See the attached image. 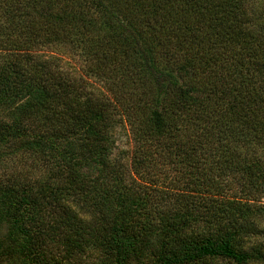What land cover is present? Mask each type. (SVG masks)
Wrapping results in <instances>:
<instances>
[{
    "label": "trees",
    "instance_id": "trees-1",
    "mask_svg": "<svg viewBox=\"0 0 264 264\" xmlns=\"http://www.w3.org/2000/svg\"><path fill=\"white\" fill-rule=\"evenodd\" d=\"M0 111L56 164L0 190L28 264H264V0H0Z\"/></svg>",
    "mask_w": 264,
    "mask_h": 264
},
{
    "label": "rangeland",
    "instance_id": "rangeland-1",
    "mask_svg": "<svg viewBox=\"0 0 264 264\" xmlns=\"http://www.w3.org/2000/svg\"><path fill=\"white\" fill-rule=\"evenodd\" d=\"M78 58H65L64 68L69 73L78 77H85L81 62ZM94 89L99 90L101 83L89 80ZM7 112L0 111V119H5ZM115 140L114 156L122 158L127 156L133 148V138L128 123L122 118L118 119L113 131ZM54 159L50 155L18 148L0 147V190L3 187L23 184L32 188L43 185L46 181H53L56 170ZM7 227L0 224V264H28L24 252L19 244L12 245L7 238ZM155 241V240H154ZM158 243H152V247L140 258H133L128 264H156ZM65 264H116L114 256L109 252L91 247L82 255L81 263L71 261Z\"/></svg>",
    "mask_w": 264,
    "mask_h": 264
}]
</instances>
